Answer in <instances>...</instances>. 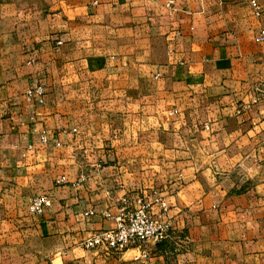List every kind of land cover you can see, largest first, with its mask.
I'll use <instances>...</instances> for the list:
<instances>
[{"label": "crops", "instance_id": "1", "mask_svg": "<svg viewBox=\"0 0 264 264\" xmlns=\"http://www.w3.org/2000/svg\"><path fill=\"white\" fill-rule=\"evenodd\" d=\"M170 1L0 0V264H147L83 245L142 205L151 264H264V0Z\"/></svg>", "mask_w": 264, "mask_h": 264}, {"label": "built area", "instance_id": "2", "mask_svg": "<svg viewBox=\"0 0 264 264\" xmlns=\"http://www.w3.org/2000/svg\"><path fill=\"white\" fill-rule=\"evenodd\" d=\"M173 3V0L170 1ZM254 16L260 18L263 15L261 5L253 0L251 2ZM257 41H264V30L261 31ZM61 44V43H59ZM46 91L42 84L30 86L26 89V99L31 101L40 100ZM264 100V89L254 97L253 103L258 104ZM52 207V201L48 196H37L31 200L29 211L32 214H42ZM112 218L111 214L107 215ZM115 228L100 231L83 242L86 249L105 248L107 253L123 254L128 250H136L134 262H145L151 264L158 246L172 239L174 234L173 224L156 218L148 206L142 205L136 210H120L119 214L113 216Z\"/></svg>", "mask_w": 264, "mask_h": 264}]
</instances>
